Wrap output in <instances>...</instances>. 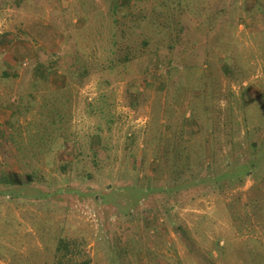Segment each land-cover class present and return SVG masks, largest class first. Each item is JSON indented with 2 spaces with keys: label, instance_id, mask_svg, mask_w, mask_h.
Masks as SVG:
<instances>
[{
  "label": "rangeland",
  "instance_id": "obj_1",
  "mask_svg": "<svg viewBox=\"0 0 264 264\" xmlns=\"http://www.w3.org/2000/svg\"><path fill=\"white\" fill-rule=\"evenodd\" d=\"M89 260L264 264V0H0V264Z\"/></svg>",
  "mask_w": 264,
  "mask_h": 264
},
{
  "label": "trees",
  "instance_id": "obj_2",
  "mask_svg": "<svg viewBox=\"0 0 264 264\" xmlns=\"http://www.w3.org/2000/svg\"><path fill=\"white\" fill-rule=\"evenodd\" d=\"M55 63H56V59H52L49 63H48V65L47 66H45V70L47 71V72H49V71H52L53 69L52 68H50L52 65H55ZM42 73V71H39V73ZM6 77H8V73H4L3 74V78H6ZM36 80V79H35ZM38 80V79H37ZM36 80V81H37ZM55 108V107H54ZM88 264H90V260L88 261Z\"/></svg>",
  "mask_w": 264,
  "mask_h": 264
}]
</instances>
